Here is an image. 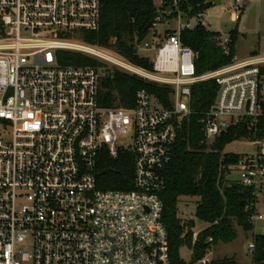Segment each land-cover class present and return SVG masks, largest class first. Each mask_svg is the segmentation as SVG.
I'll return each mask as SVG.
<instances>
[{
  "label": "built area",
  "instance_id": "built-area-1",
  "mask_svg": "<svg viewBox=\"0 0 264 264\" xmlns=\"http://www.w3.org/2000/svg\"><path fill=\"white\" fill-rule=\"evenodd\" d=\"M102 1L0 0V264H172L161 194L178 130L192 113L191 87L218 85L214 105L200 119L208 146L231 126L252 129L264 117V55L235 57L199 74L197 54L181 36L195 26L182 19L181 0H173L152 30L171 17L180 19L177 28L143 44L154 54L149 72L85 42L84 32L101 27ZM244 1L234 0L233 22ZM206 17L200 12L193 19L208 28ZM219 41L228 54L230 38ZM61 51L170 86L172 107L146 90L137 92L134 107L102 106L103 68L63 66ZM127 136L133 143L121 145ZM249 144L255 151L229 166L226 178L237 172L234 182L249 191L248 264H264L257 258L264 237V137ZM121 149L135 155L133 189H98L100 154L114 158ZM202 231L194 232L193 244ZM207 243L202 258L184 264H218L213 237Z\"/></svg>",
  "mask_w": 264,
  "mask_h": 264
},
{
  "label": "trees",
  "instance_id": "trees-1",
  "mask_svg": "<svg viewBox=\"0 0 264 264\" xmlns=\"http://www.w3.org/2000/svg\"><path fill=\"white\" fill-rule=\"evenodd\" d=\"M184 1V4L189 5L190 13L195 14L209 8L213 0H195V3L193 0ZM205 3L207 6H204ZM157 15L155 0H103L99 31L84 32L83 37L87 44L114 50L131 64L153 72L152 60L139 55L137 44L150 33ZM181 36L183 45L190 47L197 54L195 64L199 74L217 70L231 63L236 57L239 36L237 28L232 31L228 54H225L220 46V33L201 24L193 29H185ZM59 62L63 66L103 68L102 106L134 107L137 92L146 90L155 96L164 108L172 107L173 90L170 86L108 67L78 52L61 51ZM261 74L264 76V68ZM217 92L218 85L214 80L191 87L192 113L182 121L173 145L172 161L165 169L167 184L161 194L164 203L162 221L169 235L172 264L185 263L180 255V250L184 247L191 248L192 259L197 260L207 253L210 247L207 243L209 237H213L214 245L219 242L227 244L237 238L236 225L243 230L249 229L247 213L241 205V202L245 204L248 201L249 191L226 178V173L229 174L227 168L238 161L239 155L224 153V150L227 145L241 139H262L264 117H261L252 129L244 123L231 126L208 146L200 119L214 105ZM134 164L135 155L130 150L121 149L114 158L104 150L96 168L98 189L132 190ZM194 198L197 199L196 219L184 221L179 216V203L182 199ZM199 221L209 226L199 234L197 242L193 244L195 228ZM257 258L259 262H264V237L258 239ZM233 262L230 259L217 260L218 264Z\"/></svg>",
  "mask_w": 264,
  "mask_h": 264
},
{
  "label": "rangeland",
  "instance_id": "rangeland-1",
  "mask_svg": "<svg viewBox=\"0 0 264 264\" xmlns=\"http://www.w3.org/2000/svg\"><path fill=\"white\" fill-rule=\"evenodd\" d=\"M181 0L180 9L182 10V19L184 21H192V26L200 24L195 18L198 13L191 14L189 5L184 4ZM158 12L171 7L174 4L173 0H168L167 5L161 0H155ZM209 4V3H208ZM234 0H213L209 8H204L201 12L206 14V24L211 31L219 32L221 37H229L231 40L232 31L238 29L239 36L236 43V57L239 60L245 59L254 55H264V0H245L241 10V19L238 22L232 21V6ZM188 6V7H187ZM207 6V3L204 4ZM185 8L187 12H185ZM178 17H171L162 20L146 38L137 44V50L140 56L148 57L152 60L154 54L151 50H142L145 42L155 43L162 40L165 36L173 32L178 26ZM183 21V23H184ZM80 37V34H77ZM115 52L114 50H109ZM110 56L112 54L106 53ZM111 66V65H107ZM119 143L123 146H129L133 143L132 138L127 136L121 138ZM255 151V147L249 144L248 139H241L226 146L224 153L235 155L250 154ZM238 173L232 172L228 178L229 182L238 180ZM197 199H182L179 203V216L182 220L188 221L195 218ZM209 226L207 223H198L195 231H202ZM237 238L231 243L219 242L213 246L211 257L217 260L230 259L238 264H248L250 258L247 253L248 235L243 229L236 225ZM193 250L184 247L180 250L181 258L188 262L192 259Z\"/></svg>",
  "mask_w": 264,
  "mask_h": 264
},
{
  "label": "water",
  "instance_id": "water-1",
  "mask_svg": "<svg viewBox=\"0 0 264 264\" xmlns=\"http://www.w3.org/2000/svg\"><path fill=\"white\" fill-rule=\"evenodd\" d=\"M193 1H194V3H195V0H193ZM241 205L244 206V202H241Z\"/></svg>",
  "mask_w": 264,
  "mask_h": 264
},
{
  "label": "crops",
  "instance_id": "crops-1",
  "mask_svg": "<svg viewBox=\"0 0 264 264\" xmlns=\"http://www.w3.org/2000/svg\"><path fill=\"white\" fill-rule=\"evenodd\" d=\"M241 19V18H240ZM240 21V20H239ZM248 58V57H247Z\"/></svg>",
  "mask_w": 264,
  "mask_h": 264
}]
</instances>
